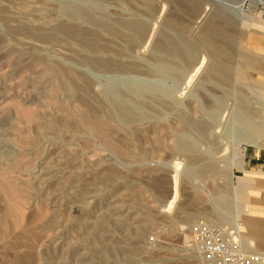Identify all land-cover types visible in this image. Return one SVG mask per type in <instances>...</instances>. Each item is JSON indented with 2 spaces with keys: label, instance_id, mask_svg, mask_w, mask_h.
Returning <instances> with one entry per match:
<instances>
[{
  "label": "rangeland",
  "instance_id": "1",
  "mask_svg": "<svg viewBox=\"0 0 264 264\" xmlns=\"http://www.w3.org/2000/svg\"><path fill=\"white\" fill-rule=\"evenodd\" d=\"M175 1L184 0H0V175L16 182L25 213L105 215V249H81L71 232L64 246L79 251L69 264H202L193 225L227 226L243 210L242 168L264 148V0H197L193 16ZM217 16L234 52L226 59L228 44L217 43L214 64L194 41ZM238 53L261 75L243 67L241 81L225 79ZM84 114L106 120L124 150L73 123ZM234 147L241 163L230 167ZM3 242L0 264L12 253Z\"/></svg>",
  "mask_w": 264,
  "mask_h": 264
},
{
  "label": "bare ground",
  "instance_id": "2",
  "mask_svg": "<svg viewBox=\"0 0 264 264\" xmlns=\"http://www.w3.org/2000/svg\"><path fill=\"white\" fill-rule=\"evenodd\" d=\"M171 1H173V0H171ZM179 2H180V0H179ZM183 2L181 1L180 3H176V1H175L176 4H180V8L182 9L180 11H185V12H187V14L189 13L191 16H193L199 12L200 3L197 0H184ZM214 18H215V16H214ZM214 18H211L212 20L208 19L205 22V25L203 27L201 34H199V36L194 41V47H195V49L200 48V50H202L204 53H206L207 56L212 60V63L216 64V63H218L217 58L219 57V55H221L220 52L223 51V49H220V47L217 45V43L221 42V43H227L228 44V49H229L230 53H227V54L224 53L225 58H226V56L230 57L231 56L230 54L232 52H234V50L231 47V42H230L231 40L228 38V36L230 35V29H228L229 31L228 30L225 31V30H222L221 28H219L218 22H223L226 19L224 17L217 16V23H215V22H213ZM175 19H177V18H175ZM166 22L168 25H170L172 23L169 19H166ZM176 28H178V27H176ZM226 38H228V40H226ZM193 53L191 52V54H193ZM235 53H237V52L235 51ZM235 56H237V55H235ZM235 56H234V58H235ZM236 59L237 60L234 59L235 62L233 61L234 63L231 66H229L228 68H225V70H222V71L220 70L221 71L220 74L221 75L223 74L222 76L225 77V79H227L232 74V77H234L237 81H241L243 78L240 76L241 73L239 74V71L243 70V67H248V68L251 67V69L255 70L258 74H260L259 71L255 68V65H253V62H252L253 60L251 57H249L243 53H241V54L238 53V56ZM231 62H232V60H231ZM215 66H214V69L212 67V69H210V70L215 71V73H216L219 70ZM85 78L86 77L82 78L83 82L78 83L73 78L68 77L70 82L69 81H67V82H69L71 87L77 86L86 92L87 89L89 88V84H88V80H86ZM245 84H246V82H245ZM256 84L259 85L261 89H263L262 91L264 93V81L263 80L262 81H256ZM248 85H250V83ZM254 88L255 87H253L252 89H254ZM261 89L260 90L258 89V90L261 92ZM258 90H256V93L258 95L264 97V94L260 93ZM83 98H84L83 103H84L85 107L87 108V110H90V111H93L96 113L98 108L91 103L90 99H88L87 97H83ZM118 111L120 114L126 115V110L124 109V107H121L118 105ZM193 112H194V110H193ZM26 113H27V111L26 112L22 111L21 114H23V116L25 117V116H27ZM28 117H29V115L27 116V118ZM128 120H130V118H128ZM73 123L86 125L91 130H93L104 141V143L109 148H111L113 150L117 149V147H118L117 143H115V141L113 140L114 137L112 139V136L110 133V128H111L110 124L106 120L100 119V117L99 118L91 117V116L84 114L81 117L74 119ZM159 137L160 136L158 135V138ZM155 138H157V137H155ZM160 140L162 141V139H160ZM159 141L157 139L158 143H159ZM119 144H120V142H119ZM119 147L121 148V146H119ZM117 150L119 152V150H124V149L121 148V149H117ZM241 154H239L237 152V148L234 147L231 150V157L229 158L228 166L231 167L232 165H239L241 163ZM6 172H8V171H6ZM6 179L4 178V176L1 177V175H0V180H1L0 181V190H1L0 192H1L2 196L5 197L4 199H5V203H6L4 206V209L0 212V239L4 241L3 242L4 248L7 250H10L12 252L10 256L8 255L9 258L6 261V264H35V263H40V264H69L68 258H70L71 254H74V252L77 253V251H79V248H77V247L75 248V247L71 246L68 248V247L64 246V245H67L65 242L71 241L70 236H72V235H69L71 232L75 236V237H73L74 239H72L74 242H77V241H81V242L86 241L87 242L81 247V249L89 250V248H91L92 244H97V247L100 246L98 248L99 249L98 251L105 249V244L103 245V243L100 242V241L104 240V236H103V234H99V233H101V231H102V233L104 231V234H105V215L100 216L101 218L98 219L97 222L94 221V222L90 223L87 219L88 217L85 214H79L73 218H69L70 216L67 217V215H64L63 213H61L57 210L47 212V210L45 211V209L43 207H41L40 209H37L35 211H31L30 213H25V212L19 210L20 208H22L21 206L20 207L18 206L19 203L21 202V200H20L21 197H20V199L18 198V195H17L18 193L15 190V187H17V186H15L16 182L14 180H13L14 181L13 182V181H10V179L9 180H6ZM157 179H159V178H157ZM161 180H162V178H161ZM161 180L159 179V181H161ZM159 181H157L155 179V185L157 186L159 191H162L163 193H165L164 188H166V187L161 188L159 183L162 184V182H159ZM155 185H154V187H155ZM162 186H163V184H162ZM183 210L184 209L182 208V211ZM238 212H240V211H238ZM186 214H187L188 218L192 216L191 212H189L188 210H186ZM239 215L240 214H236V218L234 217L235 218L234 220H231L228 224L226 223L227 227L237 228L238 227L237 218L239 219ZM58 229H59V231H58ZM74 229L75 230L77 229V230L75 231ZM237 230H238V228H237ZM56 236H57V239H56ZM60 238H61L60 244L59 245L57 244V247L55 246L53 248H50V245L48 242L52 241L53 239L59 240ZM190 243H191V246H193V248H195V245L192 244V242H190ZM69 245H71V244H69ZM92 251H96V250L92 249ZM92 251H91V253H92ZM195 251L199 254V252L196 248H195ZM200 255L201 254H199V256ZM97 256H98V254H97ZM201 257L203 258L202 255H201ZM103 258H101V256H100V257L93 258V259L94 260L97 259L98 262L103 261L105 263L106 258L104 260H103ZM202 261H203L202 262V264H203L205 260H202ZM82 263L83 262H81V264ZM96 264H100V263H96Z\"/></svg>",
  "mask_w": 264,
  "mask_h": 264
},
{
  "label": "built area",
  "instance_id": "3",
  "mask_svg": "<svg viewBox=\"0 0 264 264\" xmlns=\"http://www.w3.org/2000/svg\"><path fill=\"white\" fill-rule=\"evenodd\" d=\"M190 242L204 258L203 264H264V251L242 239L237 228L196 222Z\"/></svg>",
  "mask_w": 264,
  "mask_h": 264
},
{
  "label": "crops",
  "instance_id": "4",
  "mask_svg": "<svg viewBox=\"0 0 264 264\" xmlns=\"http://www.w3.org/2000/svg\"><path fill=\"white\" fill-rule=\"evenodd\" d=\"M259 149L247 156L243 175L238 181L245 196L238 231L254 249L264 251V148L262 153Z\"/></svg>",
  "mask_w": 264,
  "mask_h": 264
},
{
  "label": "water",
  "instance_id": "5",
  "mask_svg": "<svg viewBox=\"0 0 264 264\" xmlns=\"http://www.w3.org/2000/svg\"><path fill=\"white\" fill-rule=\"evenodd\" d=\"M237 1H238V7L241 8L245 0H237Z\"/></svg>",
  "mask_w": 264,
  "mask_h": 264
}]
</instances>
